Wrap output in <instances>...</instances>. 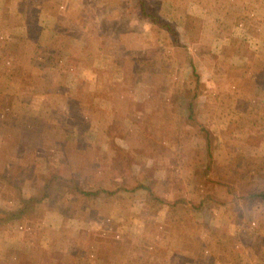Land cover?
I'll return each mask as SVG.
<instances>
[{
  "label": "rangeland",
  "instance_id": "1",
  "mask_svg": "<svg viewBox=\"0 0 264 264\" xmlns=\"http://www.w3.org/2000/svg\"><path fill=\"white\" fill-rule=\"evenodd\" d=\"M11 1H7V10L10 12L13 5L14 12L7 13L8 24L2 30L8 38H0V49L4 50L0 59V99L6 103L0 110V120L4 126H12L14 112H21L37 115L43 122L37 146L31 145L41 146L35 150L41 164L37 165L39 178L27 183L29 193L37 190V196L42 194L49 166L64 168L66 175L69 168L85 188L107 186V181L111 182L106 166L112 138L107 133L110 125L119 146L137 150L136 161L145 159V163L134 164V175L139 180L142 175L149 178L151 181L144 179V183L165 198L184 196L197 201L209 193L227 200V189L219 181L237 184L253 178L264 184V0H171L166 7L158 0H143L162 22L170 24L172 32L147 23L141 29L147 34L141 37L136 34L140 30L137 19L129 18L130 24L136 25L131 28L132 35L114 39L106 34L103 38L90 36V41L75 21L82 9L89 11L87 2L79 7L78 0L64 4L13 0L10 5ZM94 1L103 6L107 0ZM111 2L135 4L133 0ZM115 8L118 6L108 3L103 11L111 13ZM39 20H56L58 25L63 20L64 25L39 38ZM175 40L181 45L176 46ZM99 42L103 49H97ZM120 42L125 49L117 45ZM40 43L64 47L67 54L61 58L63 66L48 56H41L45 60L40 62L42 67L30 66V49ZM88 45L89 53L81 50ZM38 62L36 59L37 66ZM76 111L84 112L83 118ZM78 119L91 123L87 129L84 127L86 132L79 131L83 142L74 155L70 142L61 146L59 140L68 135L69 128V135L74 134L71 126ZM202 128L208 131V138ZM207 139L213 155L209 174L218 182L205 180ZM19 147L25 158L22 164L39 160L23 145ZM67 151L68 157L64 155ZM188 161L194 164L195 189H182L180 184L183 173L177 169L182 170ZM147 163L153 167L145 168ZM236 163L238 171L242 170V180L234 173ZM157 168L163 172L154 170ZM156 173L162 182L153 179ZM54 182H59L51 187L58 199L65 194L73 196V185ZM8 192L12 193L10 189ZM145 196V191L139 189L134 194L124 192L110 197L106 204L102 197L85 199L84 215L89 220L83 215L63 218L59 212L42 207L35 218L2 227L0 241L10 238L21 251L11 249L10 253L16 251L18 256L31 244L33 250L41 249L38 258L37 252L32 259L26 260V254L20 256L24 264H162V260L163 264L264 263L263 203L234 200L213 204L203 218L192 211L189 220L194 229L188 232L187 223L167 219L162 211L155 213L157 206L148 212L151 204L144 201ZM12 205L1 203L0 209ZM201 221L205 227L212 226L213 233L205 235ZM8 243L4 251L13 246L7 247ZM71 249L75 259H67ZM200 249H204L203 258L198 256ZM228 251L234 252L232 258H225L224 252ZM210 253L217 255L216 263L209 258ZM2 259L0 264H8Z\"/></svg>",
  "mask_w": 264,
  "mask_h": 264
},
{
  "label": "trees",
  "instance_id": "2",
  "mask_svg": "<svg viewBox=\"0 0 264 264\" xmlns=\"http://www.w3.org/2000/svg\"><path fill=\"white\" fill-rule=\"evenodd\" d=\"M51 1H57L60 0H51ZM87 2L90 6L89 11L85 8L82 9L79 16L76 17L75 21L79 25V30L82 35H85L87 39L88 37H101L109 35L110 37H121V36H127L132 35L134 32L131 30V28L139 26L140 30L136 31V34L143 37L147 34V32L142 31L143 24H150L152 28H155L157 26L166 27V30L169 32H172L170 24L167 25L164 22H162L160 16L155 12L151 7H148L145 1L143 0H133L135 2L134 6H130V2L125 5L121 6L118 5V3H112L111 0H107L106 3L103 6H98L94 0L87 1V0H78V5L82 7L83 3ZM110 3L114 6H118V8H115V10L111 13H107L104 10V8L107 6V4ZM121 6V7H120ZM81 9V8H80ZM96 12H95V11ZM79 11V8L77 9V12ZM135 11V14L133 13ZM129 13V15H128ZM18 16V14H15ZM12 14V17L15 16ZM129 18H136V25L130 24ZM104 19V22H102ZM62 22V21H60ZM8 24L5 18L2 17L1 11H0V38H4V33H2V30L4 29V25ZM108 26V27H107ZM97 35V36H96ZM7 37V36H6ZM4 38L5 40L8 38ZM11 38H14L11 36ZM1 40V39H0ZM90 41V40H89ZM176 46H180L175 40ZM56 42V41H55ZM123 42H120L117 44L122 49H125V45H123ZM174 44V45H175ZM100 42L98 46V50L103 49L102 46H100ZM3 47V46H2ZM185 47V46H184ZM91 49V46L88 45L87 47H82L81 50H86L87 53L88 50ZM4 51V50H3ZM3 51L0 49V59L3 57ZM93 53V52H92ZM64 54H67V51H65V48L53 44L52 46L47 47H39L38 45H35V49H30V55L32 56H48L54 58L57 62H60V65L63 66L64 61L61 60L62 56ZM91 54V53H90ZM92 55V54H91ZM188 56V54H187ZM189 57V56H188ZM190 59V57H189ZM191 64H195L194 62L189 60ZM73 64V63H72ZM192 68L195 70V65ZM72 66V65H71ZM1 79V75H0ZM8 97V96H6ZM5 102L1 101L0 99V110H3L5 106ZM191 104L189 103L188 109L190 110ZM78 107V106H77ZM67 110V109H66ZM77 112V111H76ZM63 113V111H62ZM65 113V112H64ZM84 114V112H82ZM81 112H77V115L82 117ZM187 117L190 118V112H188ZM85 118V117H84ZM91 122L85 123L82 120L78 119L75 123H73L72 131L74 134L69 135L68 129V136L69 138H65V136H62L59 140V143L61 146H65L66 143H69V146L71 149L74 150V155L76 152H78L77 148L82 145V135L79 131L86 132L87 126L90 125ZM86 127V129H84ZM43 130V122L41 121V117L37 115H26L21 112H16L14 124L12 126L5 127L3 132L0 134V180H3L6 183V186L10 191L12 192L14 201L12 208L9 209H0V229L4 226H7L11 222L14 221H22V220H28L33 219L37 216L39 209L42 207H46L49 210H55L59 212L63 218H77L79 215H83V218L85 220L88 217L85 214V207L83 201L85 199H89L91 197H102V201L104 204H106L110 197L117 196L121 193L128 192V193H135L139 189H143L145 191V198L144 201H147L151 206L149 205L148 212H151L153 209V205L157 206L154 210L155 213H158L160 211L164 212L167 216V219H171L172 221H176L178 219L181 222L187 223L186 228L194 229L192 226H190V220L189 216L192 211H196L199 213V217L203 218L207 214L206 212H210V208L213 204H219L223 205L227 201L228 203H233L234 200H238L242 202H246L249 204H254L255 202L259 201L264 204V184L256 183V181L252 178L246 182L244 181H238L237 184H228L220 182L219 180H215L211 174H209V169L213 164V155L211 156L210 152V141L207 139L206 141V153L208 155L207 157V164L204 168V173L207 175L205 180L207 181H216L220 183L221 185L226 187V193L228 194L227 200H222L217 197L212 196L211 194L207 193L200 197L199 200H193L187 199L184 196H173L169 198H165L164 196L158 194L154 189L151 188L150 184H145L144 179L149 178L142 175V178L140 180H143L141 182L136 175H134V164L137 162L145 163V159L143 162V159H140L139 161H136L135 152L137 150L133 151L132 149L119 146L115 138H113V127L112 125L109 126V129L107 130L108 134L111 135V140L108 145L107 151H106V161L108 160V163L106 166L109 169L110 172V178L107 180H111V182L107 181V186H104L103 184H99L96 189H90L85 188L83 184L79 183V180L76 177L75 172H72L69 168H67L65 171L69 172L68 175L63 174L62 171H64V168L59 167H51L49 166L48 171V177L46 181L43 184V192L40 196L36 195H30V196H24L23 195V188L20 182V175L26 170V165L21 163V159L23 158L24 153H20L21 145L25 147L24 150H29L30 153L33 155L35 154V150L41 148V146H38L37 148H32L31 145L34 144L35 147L37 146L36 140L40 138V130ZM84 129V130H83ZM202 130L206 133V137L208 138V131L205 130V128H202ZM100 142V140H97ZM43 148V147H42ZM52 151V147H49ZM71 152V151H70ZM52 153V152H51ZM66 157L70 156V153L67 151L64 154ZM258 163V160L255 162ZM238 163H236L234 167V173H236L238 180H242V170L238 171L237 168L240 166H237ZM48 166V165H47ZM140 167V166H139ZM77 168V167H76ZM146 168V166H145ZM75 169V168H74ZM73 169V170H74ZM241 169V168H240ZM65 181L67 183H70L73 185L75 191L71 198L68 197H62V199H58L56 197V194L51 189V184L54 181ZM133 181V182H132ZM151 181V180H150ZM195 181V180H194ZM112 185V187H110ZM143 201V202H144ZM73 212L72 215L70 213ZM73 216V217H72ZM36 224L34 221L32 225ZM202 225V229L205 232V235H207V232H212L213 229L212 226H204L202 221L200 222ZM207 229H210L207 231ZM197 237V235H196ZM198 238V237H197ZM12 242H9L7 244V247L11 245ZM12 247H9L5 250L4 254L2 255V258L7 260L8 264H24L21 261L22 255L26 254L27 259L31 258L33 256L34 252H37V258L41 255V249L33 250L32 244L28 251H23L20 256L14 255L10 253L11 249H17V251H20V248H17L12 244ZM71 248V247H70ZM69 248V249H70ZM84 249V247H83ZM74 249H71V251L68 253L70 254L67 259H75L77 256L73 251ZM201 252H199V257L203 258V252L204 249H200ZM21 252V251H20ZM252 252L255 254L256 252L252 248ZM186 252L184 251V254ZM225 258H232L234 256V252H224ZM83 256V255H82ZM87 256V255H85ZM190 256H195L194 254H191ZM101 258V257H100ZM103 258V257H102ZM209 258L214 259V263L217 261V255L214 253L209 254ZM32 259V258H31ZM260 259V257L258 258ZM104 261L105 258L103 259ZM263 261V258H261ZM114 262V261H113ZM63 264V262H62ZM163 264V260H162ZM264 264V263H262Z\"/></svg>",
  "mask_w": 264,
  "mask_h": 264
},
{
  "label": "crops",
  "instance_id": "3",
  "mask_svg": "<svg viewBox=\"0 0 264 264\" xmlns=\"http://www.w3.org/2000/svg\"><path fill=\"white\" fill-rule=\"evenodd\" d=\"M7 1L8 0H0V11H1V15H2V17L3 18H5V16L6 15H9V14H7V13H13L14 12V6L12 5V7H11V11L9 12V9L7 10V6H8V4H7ZM13 1V0H12ZM10 2V5L13 3V2ZM60 1H62L63 2V4L66 2H68V1H70V2H72V3H75V1L74 0H60ZM148 2H150L151 0H147ZM159 2L158 3H161V4H164V6L166 7V6H168V4H170L171 2V0H158ZM128 3V2H127ZM125 4H126V2H125ZM124 4V5H125ZM165 4H167V5H165ZM120 5H123L122 3L120 4ZM66 6V5H65ZM39 13H40V11H39ZM41 19V18H40ZM42 19H44V18H42ZM56 25H58L57 23H56V20L54 21H51V22H43V23H41V21L39 20V23H38V26L40 27V32H39V38H41V34H45V35H50V33L53 31V33L55 32V30H56V28L57 27H60V26H63L64 25V22H63V20H62V22H60L59 23V25L58 26H56ZM182 26H184V22H183V24H182ZM42 27H43V30L41 31V29H42ZM55 28V29H54ZM39 38H38V40H39ZM43 43H47V42H43ZM43 43H40V44H38L40 47L42 46V47H47L48 45L47 44H43ZM166 48H167V46H166ZM170 49H173L172 47L170 48ZM36 59H38L39 60V65L37 66V64L35 63L36 62ZM45 61V60H43V59H41V56H39V58L37 57V56H33V59L32 60H30V66H31V64L33 65L34 64V67H42L43 66V64H41L40 62H42V61ZM14 95V94H13ZM49 110V109H48ZM14 114H16V112H14ZM52 113H50V118H49V121L51 122V120H52ZM14 120V119H13ZM53 121V120H52ZM13 124H14V121L12 122ZM12 124V125H13ZM7 126H9V125H7ZM11 126V125H10ZM4 127H6V126H4V124H1V120H0V134L2 133V131H3V129H4ZM34 157H36V159H39V157H41V156H35V154H34ZM35 160V159H34ZM39 161H41L40 159L39 160H35V161H33V162H29V163H26L27 165H26V170L20 175V177H19V179H20V182H21V185H22V188H23V195L24 196H30V195H34V193H35V195L37 196V190L35 191V192H28L27 191V186H28V181H31L32 179H35V178H39V175L37 174V172H39L38 170H37V165H39V164H41ZM47 161V160H46ZM186 167H183V168H181L182 170H179V169H177L178 171H181V173H183V178L180 180V184H182L183 186H181L182 187V189L183 188H185V187H187V189L189 188H191V189H195L194 187H195V184H194V181H193V179H194V174H195V169H193L194 168V164H191V162L190 161H188L186 164H184ZM145 166H146V168L148 167H153V164H145ZM136 169H138V167L136 168ZM141 169V167L138 169V170H140ZM184 169V170H183ZM30 170H32V174L30 175L29 174V172H30ZM154 170H156V171H159V172H163V170H160V168H157V169H154ZM181 175V174H180ZM179 175V176H180ZM153 179H158V180H161L160 179V177L159 176H157V173L154 175L153 174ZM179 179V178H178ZM160 182H162V180L160 181ZM59 182H53L52 184H51V187H53L54 186V184H58ZM173 183V182H172ZM172 183L170 184V185H172ZM188 184H190V185H188ZM174 185V184H173ZM198 187H199V185L198 184H196ZM173 187H175V186H173ZM66 189H68V187L66 188ZM8 187L6 186V183L3 181V180H0V204L2 203V204H4V205H6V204H8V205H12V203H13V201H14V198H13V195H12V193L11 194H9V192H8ZM199 190V189H198ZM197 190V191H198ZM198 194H200L199 193V191H198ZM2 195H4V197H2ZM39 195V194H38ZM72 195V194H71ZM65 197H69L67 194H65ZM188 199V198H187ZM240 203V202H239ZM238 202H237V204L236 205H238L239 204ZM241 204V203H240ZM13 206V205H12ZM12 206H11V208H12ZM48 211H51V210H49L48 209ZM48 214V213H47ZM51 217H56V216H51ZM12 223V222H11ZM8 224L7 226H11L12 224ZM90 222H87V224H89ZM46 224V223H45ZM84 227V226H83ZM11 239L10 238H2L1 239V241H0V259L2 258V255H3V253L5 252L4 251V248H5V244H6V242H11L10 241ZM3 260V259H2Z\"/></svg>",
  "mask_w": 264,
  "mask_h": 264
}]
</instances>
